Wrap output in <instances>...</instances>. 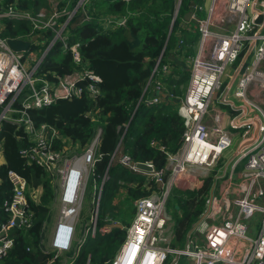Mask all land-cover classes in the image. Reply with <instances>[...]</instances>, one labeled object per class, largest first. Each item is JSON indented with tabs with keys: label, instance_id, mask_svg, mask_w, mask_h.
Returning <instances> with one entry per match:
<instances>
[{
	"label": "built area",
	"instance_id": "obj_1",
	"mask_svg": "<svg viewBox=\"0 0 264 264\" xmlns=\"http://www.w3.org/2000/svg\"><path fill=\"white\" fill-rule=\"evenodd\" d=\"M91 1L80 0L73 9L67 6L62 11L58 6L36 13L14 7L0 12L2 34L5 20L27 21L32 25L33 37L24 41L32 42L37 37L28 51L14 52L0 35V130L4 122L23 130L26 146L21 157L29 166L36 165L51 176L60 191L59 216L49 252L55 259L74 249L75 259L88 237H95L98 232L110 233L107 227L98 228L96 209L92 226L75 245L91 174L98 183L95 166L103 159L98 150L102 130H98L91 144L81 148L56 128L47 124L37 126L29 115V110L50 107L61 100H96L101 95V78L83 62L80 44L69 46L67 36L72 19ZM258 3L261 10L250 15L248 9ZM179 4L180 0H176V20ZM204 4L205 0L192 8V21L199 27L201 37L196 56L188 61L190 79L178 106L185 126L180 150L168 156L163 169L145 163L152 167L151 172L139 169L138 163L127 155L119 159L118 163L133 173L150 177L161 191L135 201L133 223L127 228L125 241L112 264H168L171 259L172 264H180L183 259L187 264H264V111L249 98L264 92V70L260 69L264 63V20L259 22L260 17L264 19V0H212L208 9ZM205 8L208 17L201 20L198 13ZM46 40L48 46L38 55V45H46ZM59 42L65 52L72 53L79 68L64 76L53 74L52 79L39 76V67ZM245 51L240 69L231 77L228 69ZM249 56L253 59L248 64ZM160 63L161 58L154 72L159 70ZM163 72L168 73V67H163ZM154 91L156 96L146 102L148 105L163 101L161 96L165 93L160 81L154 85ZM169 96L171 100L174 97ZM97 114L88 113L87 117L97 123ZM257 122L260 129L255 142L241 148L254 138ZM126 132V125L119 128L121 136ZM236 138L239 147L234 157L224 170L214 173ZM151 146L164 151L156 141H151ZM118 152L112 155L110 165L120 156ZM209 177L213 180L212 192L207 197L197 236L188 237L182 249L170 247L175 239L172 214L167 210L172 187L187 184L188 190L201 192ZM7 178L12 195L0 206V264L14 247L15 230L30 229L34 219L26 179L15 171H9ZM106 179L107 175L103 183ZM40 195L41 191L31 194L35 201ZM99 199L94 202L96 208Z\"/></svg>",
	"mask_w": 264,
	"mask_h": 264
},
{
	"label": "trees",
	"instance_id": "obj_2",
	"mask_svg": "<svg viewBox=\"0 0 264 264\" xmlns=\"http://www.w3.org/2000/svg\"><path fill=\"white\" fill-rule=\"evenodd\" d=\"M79 1L62 0L59 11L67 6L73 9ZM193 4H203V0H183L171 30L176 0H92L72 19L67 36L69 46L80 44L83 62L101 78V95L96 100L89 97L61 100L50 107L29 110L37 126H52L81 148L91 144L98 132L96 124L87 114L98 112L96 116L103 124L99 143L103 159L95 166L97 182L103 184L97 222L99 229L112 224L105 222L106 216L100 217L110 206L118 210L126 202L125 215L134 218L135 201L150 197L153 191H161L154 181L150 184L151 189L147 190L144 187L145 175L133 173L119 163L110 165L112 155L119 149L132 161L151 163L160 170L166 166L168 156L176 154L183 144L185 126L178 106L190 79L188 58H193L201 35L196 23L183 26L184 17ZM10 7L36 13L40 9H48L49 1L0 0V12ZM198 18L204 20L200 13ZM121 19L123 23H120ZM108 22L111 24L109 28L105 26ZM4 25L2 38L5 40H30L33 37L30 22L5 20ZM47 40L45 48L49 44ZM61 47L59 42L48 53L39 67V76L52 79L53 74L64 76L79 68L69 51L65 52L62 61L56 59L55 53ZM245 54L246 51L239 57L236 66ZM160 58L159 70L154 72ZM163 67H168L169 72L164 73ZM158 81L163 84L166 96H161L163 101L160 104L148 105L146 102L156 96L152 87ZM169 95L174 96L172 100ZM124 125L127 132L121 136L119 128ZM24 136L18 125L11 122L2 124L0 149L4 163L0 166V206L12 195L7 174L15 171L28 183L27 196L34 214L30 229L15 230L14 247L3 264H63L62 258L55 259L54 254L45 253L42 241L44 226L55 200L56 186L40 167L29 166L21 157V151L26 146ZM151 141L163 146L164 151L153 148ZM105 175L107 179L103 183ZM135 183L137 185L132 186ZM212 186L213 180L209 177L201 192L176 188L170 193L167 210L173 218L175 248L182 249L186 245L189 232L206 210ZM40 189L39 200H33L31 194ZM128 227H115L107 235L98 232L95 237H88L72 264H112L125 241Z\"/></svg>",
	"mask_w": 264,
	"mask_h": 264
},
{
	"label": "rangeland",
	"instance_id": "obj_3",
	"mask_svg": "<svg viewBox=\"0 0 264 264\" xmlns=\"http://www.w3.org/2000/svg\"><path fill=\"white\" fill-rule=\"evenodd\" d=\"M49 1V5L50 7H53V8H56L59 6V4L61 3L62 0H48ZM205 6V4H204ZM200 16L202 19H207L208 17V13H207V10L205 8L204 11H202L200 13ZM180 21L182 22L183 21V18L180 17ZM4 32V31H3ZM0 35H2V33L0 32ZM201 37V35H200ZM200 43V39L197 43V45L195 46V51L193 52V58L194 56H196V53H197V49H198V45ZM40 50V51H38ZM45 50V45H38L37 49H36V52H38V55H41V53ZM55 57L58 61H62L64 58H65V50L61 47L60 48V51L55 53ZM189 60H191V58H188ZM253 58L250 59V61H252ZM188 60V61H189ZM242 61V60H241ZM241 61H240V64H241ZM239 65H234V66H231L229 69H228V75H230L231 77L233 75L236 74V72L238 71V68H239ZM260 69L261 70H264V63H262V65L260 66ZM228 79V78H227ZM186 88H187V85L185 86V92H186ZM250 91H251V94L254 92V87H251L250 88ZM250 100H254L257 102V104L262 108V110L264 111V92L260 93L259 95H250L249 96ZM216 107H218V104H215ZM222 109H228V107L226 106H221ZM97 122H100V120H98ZM101 123V122H100ZM96 124V123H95ZM99 125L96 124L95 127H98ZM239 138V137H238ZM236 138L234 140V143H233V146L231 147V149H229L228 151H226V153L224 154V157L223 159L221 160L220 164L218 165V167H216V169L214 170V173H220L222 170H224L226 168V166L229 164L230 160L234 157V153L236 150H238V147H239V139ZM0 166L2 165V162H3V157H2V150L0 149ZM147 182V180H146ZM56 186V184H55ZM96 187H98V184H96V179L94 177V175H90L89 179H88V183H87V186H86V192H85V196H84V202H83V208H82V212L80 214V218H79V222H78V229H77V235L76 237L78 239H82L83 238V235H84V229H85V226L86 225H89L91 219H92V216L93 214L96 212V206H92V201L93 199L96 200V196H95V192H96ZM180 189L182 191H185V190H188V185L187 184H181L179 186H173L172 189H171V192L173 191L174 192V189ZM41 191V189H40ZM58 191V188H55V192L57 193ZM170 192V193H171ZM172 192V193H173ZM28 195V193H27ZM57 196L55 195V200L52 204V207H51V214H50V217L47 221V224L45 225V228H44V232H43V244H44V247L46 249V252H50V242H51V238H52V229L55 227L54 225H56V220H58V216H59V206L57 204ZM98 199H99V196H98ZM141 199V198H140ZM98 202V201H97ZM126 204L123 203V205L121 206V209H118V210H114V208H112V206H110L109 208L106 209V212L105 214H101L100 217H103V216H106L104 217L105 218V222L106 223H113L114 221H119L121 223H123L124 225L126 226H130L132 223H133V217H129L125 215V211H124V205ZM128 205V204H127ZM260 218V215H257L256 218ZM102 235H107L109 233H102L100 232ZM195 236H197V233L195 232ZM175 239L172 240V243L170 245V247L172 248H175ZM77 244V241L75 242V245ZM72 253V252H71ZM72 255V254H70ZM62 258V261L63 263H65L64 261V258ZM170 262V264H172V259L168 261V263ZM180 264H187L186 263V260L183 259L182 262Z\"/></svg>",
	"mask_w": 264,
	"mask_h": 264
},
{
	"label": "crops",
	"instance_id": "obj_4",
	"mask_svg": "<svg viewBox=\"0 0 264 264\" xmlns=\"http://www.w3.org/2000/svg\"><path fill=\"white\" fill-rule=\"evenodd\" d=\"M211 1L212 0H205V7L208 9L209 8V6L211 5ZM51 7H50V5H49V8L48 9H50ZM261 10V6H260V4L258 3L257 5H255V6H252V7H250L249 9H248V12H249V14L250 15H253L254 13H256V12H258V11H260ZM264 19H263V17H260V19H259V22H262ZM105 26L106 27H111V24H110V22H108V23H105ZM183 26L184 27H186L187 26V21L184 19V23H183ZM233 30V29H232ZM218 31H220V30H218ZM223 32V31H222ZM192 59V58H191ZM250 59H251V56H249L248 57V60L246 61L248 64L250 63ZM236 64V63H235ZM234 64V65H235ZM242 64V63H241ZM241 64H240V66H239V68H238V70L240 69V67H241ZM233 65V66H234ZM151 84V81L149 82V85ZM152 90L154 91V86L152 87ZM155 92V91H154ZM155 97V96H154ZM163 97H165V94L163 95ZM96 124H98L99 126L97 127V129L98 130H102V127H103V124H101L100 122H97ZM96 138V137H95ZM70 141V140H69ZM71 142V141H70ZM72 143V142H71ZM100 143V142H99ZM73 144V143H72ZM75 146H77V144H74ZM98 150H99V146H98ZM0 154H1V152H0ZM118 155H120V156H117L116 157V159H115V161H114V163L113 164H117L118 162H119V159H120V157L123 155V153H121L120 151L118 152ZM4 163V158H3V162H2V164ZM112 164V165H113ZM47 174V173H46ZM48 175V174H47ZM139 175H142V174H139ZM49 176V175H48ZM50 178H51V176H49ZM146 178H147V182H146V184L144 185V187H146V189L147 190H150L151 189V180H150V177H148V176H146ZM98 184V183H97ZM137 184L135 183V184H132V186H136ZM57 188V187H56ZM102 189V186L100 185V184H98V187H96V192H95V196H96V200H94L93 199V201H92V206H94L95 207V205H94V202L96 201H98V195L100 194V190ZM103 190V189H102ZM101 190V191H102ZM38 191H40V190H38ZM37 191V192H38ZM211 192H212V190H211ZM211 192H210V194H211ZM153 193H155L154 191H153ZM102 195V194H101ZM56 196H57V204H58V206H59V202H60V191H59V189H58V191H57V193H56ZM124 198H125V196H124ZM135 206V205H134ZM97 209V208H96ZM98 214H99V211H98ZM135 217V216H134ZM94 218V214H93V216H92V219ZM92 219H91V221H90V223H89V225H86L85 226V229H84V235H83V238L85 237V233H86V229L88 228V227H91L92 226ZM134 219V218H133ZM56 222H57V220H56ZM97 222H98V215H97ZM47 224V223H46ZM45 224V225H46ZM56 224V223H55ZM116 224H121L122 226H123V229L126 227V225L124 226V224L123 223H121V222H119V221H114L112 224H110V225H108L107 226V229L109 228L110 229V231H111V229H113L114 227H113V225H116ZM55 226V225H54ZM77 229H78V226H77ZM53 230H54V228L52 229V231H51V233L53 232ZM82 238V239H83ZM82 239H78L77 237H76V240H77V243L79 242V241H81ZM77 245V244H76ZM72 252V253H71ZM71 252H69V253H65L64 255H62L61 257H63L64 258V261H65V263H63V264H71V262H72V260L74 259V257H75V249L73 250V251H71ZM70 254H72V255H70ZM60 257V258H61Z\"/></svg>",
	"mask_w": 264,
	"mask_h": 264
},
{
	"label": "water",
	"instance_id": "obj_5",
	"mask_svg": "<svg viewBox=\"0 0 264 264\" xmlns=\"http://www.w3.org/2000/svg\"><path fill=\"white\" fill-rule=\"evenodd\" d=\"M181 1L182 0H180V4L178 6L177 13L179 12V9L181 7ZM194 7H195V4L192 5V8H194ZM192 16H193V11L191 9L189 12L186 13L184 19L187 22H189V23H193ZM120 21H123V20L121 19ZM175 21H176V18H174V20H173L171 30H172V28L174 26ZM35 41H37V37L33 38V40H32V42H35ZM32 42L31 41H24V40H11L10 39V40L7 41V44L10 47V49L12 51H14V52H26L32 47ZM259 129H260V124H259V122H257L256 123V129H255V132H254V138L251 141H248V142L242 144L241 148L250 146V145H252L255 142L256 138L259 135ZM132 165H134V163H132ZM136 166L139 169H141V170H143L145 172H151L152 171V167H150L149 165L144 164V163H138ZM100 202H101V197L99 199V205H98V208H97L98 211H99V207H100ZM202 220H203V217L194 225L192 230L189 232L188 237H192L195 234V232H196L197 228L199 227V225L201 224ZM17 223H19V222H17ZM113 227L114 228L116 227V228H119V229H123V226L121 224L113 225Z\"/></svg>",
	"mask_w": 264,
	"mask_h": 264
},
{
	"label": "clouds",
	"instance_id": "obj_6",
	"mask_svg": "<svg viewBox=\"0 0 264 264\" xmlns=\"http://www.w3.org/2000/svg\"><path fill=\"white\" fill-rule=\"evenodd\" d=\"M145 164V163H144ZM201 219V218H200Z\"/></svg>",
	"mask_w": 264,
	"mask_h": 264
}]
</instances>
